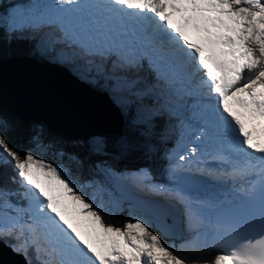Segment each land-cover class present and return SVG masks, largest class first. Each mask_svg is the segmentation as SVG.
<instances>
[{
  "label": "snow or ice",
  "instance_id": "1",
  "mask_svg": "<svg viewBox=\"0 0 264 264\" xmlns=\"http://www.w3.org/2000/svg\"><path fill=\"white\" fill-rule=\"evenodd\" d=\"M52 7L53 16L39 6L19 18L13 14L8 34L19 38L48 27L46 50L62 46L59 60L73 65L82 79L103 83L124 107L142 106L157 90L192 98L196 143L169 166L172 186L150 184V190L182 205L193 233L187 245L195 246L211 228L212 243L221 250L197 261L264 264V0H55ZM9 127L0 117V177L9 166L13 173L8 183L0 181V244L24 256L26 264L190 259L162 239L163 225L157 234L143 217L109 222L103 185L96 183L88 193L63 166L40 158L38 150L49 142L38 126L28 135L30 147L20 149L6 135ZM202 152L217 167L195 170L240 184L245 202L225 208L213 197L187 191L183 173L192 169L185 164ZM134 178L150 181L151 173L140 169ZM14 195L26 204L14 203Z\"/></svg>",
  "mask_w": 264,
  "mask_h": 264
},
{
  "label": "water",
  "instance_id": "2",
  "mask_svg": "<svg viewBox=\"0 0 264 264\" xmlns=\"http://www.w3.org/2000/svg\"><path fill=\"white\" fill-rule=\"evenodd\" d=\"M45 61L41 62L30 56L1 58L0 106L21 121L34 120L42 122L48 127L50 132L70 140H76L77 138L87 140L92 137V135L88 133V130L82 127V123L85 119L81 118L80 121L79 118L73 121L75 118L71 116V113H68V110L72 112V108L81 111L80 114L82 115L88 111L87 113L90 116L92 115L95 119L99 116V121L95 120L97 129L94 135H98L96 134L97 130L102 129V125H100L99 122L101 123L107 117H110V115L116 118L115 122L118 124V131L120 130V133H123L122 115L116 105L109 99L108 92H100L93 86H90L89 83L80 81L78 77L76 78L72 72L63 65L51 66V64H48L49 62ZM48 73H53L55 77H51ZM66 85L77 87V89L73 87L70 89ZM49 86L58 89L62 93L61 96L55 94L48 96L51 94H48L49 91H47ZM63 86L66 88L65 91L62 89ZM23 93L28 96L21 97L19 95ZM71 96L73 98L70 99ZM81 97L83 99L90 98L93 100L96 106V109L94 108L95 112L92 113V110L90 111L85 108V106L90 107V104L84 105L83 102L80 101ZM30 98L31 102L29 103ZM23 99L27 103H25ZM75 100H77V102H75ZM28 103L29 107L26 108ZM55 111L56 113H54ZM67 114L70 115V117L67 116ZM51 115L53 117L57 116V119H53L50 117ZM75 116L80 115L75 114ZM69 120H71L72 124ZM61 132L67 135H63ZM69 133H74L76 136L73 138L72 134ZM117 140L110 145L111 149L108 148V151L113 149V145L115 147ZM104 149L106 150V144ZM111 196L119 202L132 203L133 206L144 215L158 223H169L172 219L167 206L159 202V200H146V197L136 195L127 190H123L121 194H112ZM0 245L11 251L12 254L19 256L4 244Z\"/></svg>",
  "mask_w": 264,
  "mask_h": 264
},
{
  "label": "trees",
  "instance_id": "3",
  "mask_svg": "<svg viewBox=\"0 0 264 264\" xmlns=\"http://www.w3.org/2000/svg\"><path fill=\"white\" fill-rule=\"evenodd\" d=\"M18 0H0V59L8 57H20L27 56L32 57L36 60L46 59L50 62L59 63L67 68H71V64L65 62H59L50 59L51 54L56 52L55 50H46L45 39H39L38 36L32 33H24L19 38H14L8 34V24L11 22L10 14L13 13L16 2ZM72 73L76 74L77 70L75 67L71 68ZM76 72V73H75ZM102 83H94L100 90L104 89L105 86ZM112 99L116 100L114 97ZM149 100L144 99L142 106L137 103H129L127 107H120V111L123 116V134L120 139L115 143V151L113 156L119 161H127L130 163H147L150 164L149 152L156 150L161 142L160 136L164 131L162 129V121L155 115L151 116L152 106L148 104ZM148 113V118L142 117V114ZM0 117L7 121L10 125L6 135L9 136L10 141L18 149L25 148L28 142V135L31 133L33 126H38L42 129L47 141L53 143L55 147L63 148L68 151L67 155H64V168H66L76 180L77 184H85L87 181L92 179L94 176V166L91 156L96 143H93L91 138L87 140H70L63 138L58 134H54L48 130V127L39 121L27 120L21 121L16 118L13 114L5 110L0 106ZM168 139H171L174 135L173 132H166ZM69 141L70 144L63 142ZM94 138V137H93ZM74 143H72V142ZM165 141H168L167 138ZM117 144V145H116ZM98 145V144H97ZM101 149H103V144ZM70 155V156H69ZM147 167H149L147 165ZM11 167H7L3 170V176L0 177V181L8 183V177L12 175ZM9 186L13 189L17 188V185L9 183ZM13 197V196H12ZM10 197L13 201L14 199Z\"/></svg>",
  "mask_w": 264,
  "mask_h": 264
},
{
  "label": "rangeland",
  "instance_id": "4",
  "mask_svg": "<svg viewBox=\"0 0 264 264\" xmlns=\"http://www.w3.org/2000/svg\"><path fill=\"white\" fill-rule=\"evenodd\" d=\"M54 4H55V0H21L20 2L18 1L15 4V7L13 9V13H11L10 16L12 19L13 14H17V18H19L20 15L27 13L29 10L36 9L37 6H39V8H38L39 11H44L46 9L48 15L53 16L56 14V9L54 7H52ZM48 30L49 29L47 27L43 28V32L48 31ZM39 34H41L40 31L37 32V36H39ZM57 53H59V52H57ZM57 56H58V54L57 55L55 53L53 55L51 54L50 59H53L56 61L58 59ZM42 60L44 61V59H42ZM59 62H62V61L59 60ZM72 67H73V65H71V68ZM71 68H70V70H71ZM71 72H74V71L71 70ZM76 76L79 78V80L82 79L77 73H76ZM84 81H88V80L84 79ZM89 83L94 85L93 82H89ZM101 85H103V83ZM104 89H106V88H104ZM106 92L110 93L109 91H106ZM110 96L113 97L111 94H110ZM80 101H82L84 105L90 104V107L85 106V108L90 110V111L92 110L91 111L92 113L95 112L96 106H95L93 100H91L90 98L83 99L81 97ZM113 103L116 105V107L119 110H120L119 106L123 107L122 103L119 101L114 100ZM150 103H152V105L156 111H165V113L167 112V107L165 106V104H163L161 102L160 99H158V100L156 99L155 102H150ZM74 112L77 115H81L80 114L81 111L76 110V108L74 109ZM120 113H121V111H120ZM147 114L148 113H146V115L142 114L141 119L143 117L148 118ZM168 115H169V118L167 120H170L171 119L170 115H172V111L168 110ZM151 116H152V114H151ZM172 116H173L174 124H172L173 122H171V121H167L166 123H171L169 125L171 126L172 131L174 133H179V128H177L178 127V123H177L178 114L173 113ZM122 118H123V116H122ZM123 121H124V119H123ZM191 127H193L196 130L195 125H192ZM166 129H167V127L165 126L164 131L162 132L160 139H159L161 142L158 143L159 146L157 147V149L149 152L150 164H146L148 161L146 163L145 162L144 163H139V162L138 163H130L127 161H125V162L119 161L113 156V153L115 150L114 145H113V149L111 151H107V149L106 150L104 149V142H103V140H102L103 138L101 136L99 137V135H94V138H91L93 140V143H96V146L93 149V154L90 157L91 160L93 161L94 176H93V180L90 179V180H92V182L87 184V185H89V187L92 189V192H94L96 190V183L103 185V187L105 189V192L103 193V199H104L105 203L107 204L108 208L111 210V221H109V222L115 224L116 221L123 222V221H126L130 217H133V216L134 217H143L146 220H148L147 217H145L142 213H140L139 211H138L139 212L138 213L137 210L135 211L134 208L130 204L122 205V204L113 202L112 200H110L109 195H110V193H119L123 187H128V185L131 186L134 190L135 189H138V190L141 189V188H137L136 184H138L137 183L138 179H135L134 175L140 169H144V168L147 169V165L149 166L148 170L151 173V179H150V181H144V183L148 184V185H150V184H152V185L163 184L162 181L166 180L163 178L166 177L168 164L170 162V159L166 153L167 152L166 148H167V150H169V152H174V151L176 152L179 149V146H182V142H183L181 140V138H179V136H177L175 134L172 136L171 139H168L169 135L166 134ZM69 134H72L73 138L76 136V134H74V133H69ZM195 134H197V133H195ZM56 138L63 141V142H66L61 138H58V137H56ZM166 138L168 141H165ZM192 139H193V137H192ZM66 143L70 144L69 141H67ZM72 143H74V142H72ZM102 144H103V149H101ZM27 147H30L29 143H27L25 148H27ZM67 153H68V151L64 150L63 148L61 149V148L55 147L52 142L48 143V146L45 147L43 150H38V155L40 156V158L49 160V161L56 163V164H59L61 166H63V164H64V161H63L64 155L65 154L67 155ZM178 163H180V162L178 161ZM172 164H175V161H173ZM69 174L71 175L70 172H69ZM132 177L134 178V181L132 180ZM75 179H77V178H75ZM167 181L171 182L169 179ZM144 183L143 182L139 183L138 184L139 187H141V186L144 187V185H145ZM84 185L85 184L80 183V186L85 187ZM148 185H146V186L149 187ZM138 190H136V191H138ZM200 191H202V189ZM166 195L168 196L167 193H166ZM204 196L206 197V195H204ZM25 203H26V201H25ZM148 221L153 225L150 228V231L157 233V234H160L158 232V226H161V225H158V224H156L150 220H148ZM116 226H121V225L117 224ZM164 227H165L166 231H165V234L162 236V239H164L166 241V243L175 245L177 249H179V250L181 249L182 251L187 250L189 248L190 245L186 244L187 241H184V242L178 243V244L173 243V242H177V241L182 240L181 238H179L182 236V234L177 235L175 231L172 232L167 226H164ZM186 238L191 239V237H189V236H186ZM197 257H199V256L197 255ZM187 261H189V263L186 262V264H192L193 262H195L196 264H203V262L197 261L196 259L195 260L188 259ZM198 262H200V263H198Z\"/></svg>",
  "mask_w": 264,
  "mask_h": 264
},
{
  "label": "bare ground",
  "instance_id": "5",
  "mask_svg": "<svg viewBox=\"0 0 264 264\" xmlns=\"http://www.w3.org/2000/svg\"><path fill=\"white\" fill-rule=\"evenodd\" d=\"M46 59H44V61H45ZM38 61H41V62H44L43 60H38ZM47 62H49L48 64L50 65L51 64V66H60L58 63H54V62H50V61H48V60H46ZM45 61V62H46ZM74 67V66H73ZM17 73H18V71H17ZM50 74V76L51 77H55L54 76V74L53 73H48V75ZM76 78H77V76H76V74H74V73H72ZM21 78V77H20ZM79 79V78H78ZM80 81H82V82H84V79H80ZM66 86H68V88H72L73 86H70V85H66ZM90 86H93V87H95V89H97V90H99L100 92H106L107 90H100L98 87H96L95 85H93V84H91L90 83ZM51 87L49 86L48 88H47V91H49V93L48 94H50V95H48V96H51L52 94L54 95H60L61 96V92L58 90V89H56V88H51ZM73 88H75V89H77V87H73ZM62 89L65 91L66 90V88H65V86H63L62 87ZM18 91V90H17ZM64 91H62V92H64ZM159 92L162 94V95H165V93L164 92H161L160 90H159ZM17 93V92H16ZM18 93H19V91H18ZM21 97L23 96V97H26V96H28L27 94H25V93H23V94H19ZM71 98H73L72 96L70 97V99ZM156 98V97H155ZM24 100V99H23ZM22 100V101H23ZM31 100V98L29 99V103L31 102L30 101ZM70 101H72V100H70ZM24 102H25V100H24ZM75 102H77V100H75ZM25 103H27V102H25ZM29 103H28V105H26V108H28L29 107ZM25 107V106H24ZM64 107V106H63ZM92 107V106H91ZM41 108V107H40ZM39 108V109H40ZM173 108H176V112H175V114H178V116H177V121L178 120H180L181 119V114H179L178 113V107L176 106V105H173ZM39 109H38V111H39ZM42 109V108H41ZM73 109L74 108H72V112H71V110H70V112H69V110H68V113L70 114H72L71 116H73L75 119L73 120V121H76L77 119H79L80 118V121H81V118H83V119H85L84 121H83V126L82 127H84V128H86L87 130H88V133L89 134H91L92 135V138L94 137V133H95V131H96V129H97V127L95 126L96 124V121H99V119H98V117L99 116H97V118L95 119V118H93V116L91 115H89L87 112L86 113H83V115L81 114L80 116H75V114H74V112H73ZM119 110V109H118ZM120 111V110H119ZM122 112V111H121ZM54 113H56V111L54 112ZM66 113V112H65ZM186 113H187V111H186ZM122 115V114H121ZM67 116H69L70 117V115H68L67 114ZM50 117H52L53 119H57V116H55V117H53L52 115L50 116ZM59 118V117H58ZM96 120V121H95ZM115 120H116V118H113V116H111L110 115V117H107L104 121H102L101 123L99 122V124L100 125H102V129L101 130H97V132H96V134H98V135H100L102 138H103V141L105 142L104 143V147H105V144H106V149H107V151H108V148L109 149H111L110 148V145L111 144H113V142H115V140H119L120 139V137L122 136V134L123 133H120V130L118 131V124H117V122H115ZM172 120H173V116H172ZM68 121V120H67ZM174 121V120H173ZM69 122L72 124V122H71V120H69ZM172 122V121H171ZM98 124V125H99ZM167 124H171V123H167ZM172 124H174V122L172 123ZM75 129V128H74ZM192 129H193V127H192ZM192 129H190V131H188V134L190 135L191 133V135H192V137H193V130ZM61 134H63V135H67L66 133H64V132H61ZM120 134H121V136H120ZM120 136V137H119ZM77 138V137H76ZM91 138V137H90ZM77 139H79V138H77ZM89 139V138H88ZM79 140H82V139H79ZM117 140V141H118ZM116 141V142H117ZM117 145V144H116ZM114 152H115V150H114ZM193 172H195V171H193ZM196 173H198L199 175H201V174H203V173H201V172H197L196 171ZM145 186V185H144ZM208 186V187H207ZM206 186V188H202V191H200V193L201 194H204V195H206V197H213V198H215V195H217V194H219L220 192H221V190L222 189H219L218 187H212L211 186V183L209 182L208 183V185ZM146 188V187H145ZM204 191V192H203ZM168 194V193H167ZM201 194H197V195H195L196 197H201L202 195ZM168 202L174 207V209H175V211H176V216H177V219L179 218V211H180V209H183V207H182V205H180L179 203H177L174 199H172L171 198V196L168 194ZM120 204V203H119ZM122 205H124V204H122ZM135 211H136V209H134ZM138 212V211H137ZM139 213V212H138ZM182 225V224H181ZM180 225V226H181ZM199 257H209V255L207 254V253H204V251H203V249L201 248V251H199L198 252V254H197ZM201 262H203L202 260H200ZM187 263H189V261H186ZM198 263H200V262H198ZM0 264H25V261H24V259L23 258H21V257H19V256H16V255H14V254H12L11 253V251H9L8 249H6L4 246H2V245H0Z\"/></svg>",
  "mask_w": 264,
  "mask_h": 264
}]
</instances>
